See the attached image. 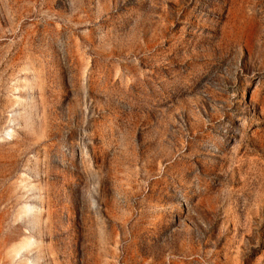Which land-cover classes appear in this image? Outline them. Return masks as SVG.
Segmentation results:
<instances>
[{
    "label": "rangeland",
    "instance_id": "obj_1",
    "mask_svg": "<svg viewBox=\"0 0 264 264\" xmlns=\"http://www.w3.org/2000/svg\"><path fill=\"white\" fill-rule=\"evenodd\" d=\"M0 264H264V0H0Z\"/></svg>",
    "mask_w": 264,
    "mask_h": 264
}]
</instances>
